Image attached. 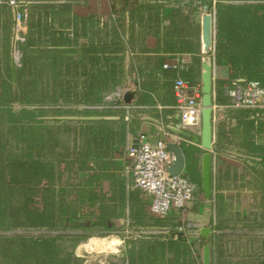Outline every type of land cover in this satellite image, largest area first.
<instances>
[{
    "label": "crops",
    "instance_id": "1",
    "mask_svg": "<svg viewBox=\"0 0 264 264\" xmlns=\"http://www.w3.org/2000/svg\"><path fill=\"white\" fill-rule=\"evenodd\" d=\"M43 1L51 6L47 21L65 24L61 29L62 38L71 36V41L76 39L77 53L85 52V47L90 42L99 50V40L110 32L108 25L115 21L122 28L119 32L121 40H126L127 43L122 70H128V78H122L123 81L116 86L135 90L134 97L128 104L129 118H123L119 123L121 129H117V138L114 140L115 137L112 136L115 130L103 129L97 135L98 130L94 128L95 145H91L90 151L85 145L79 147L82 154L77 159L78 167L86 165L83 171L90 169V165L94 167L89 178L80 183H91L89 187L95 191L93 205H89L88 201L87 204L83 203L93 212L88 211L89 216L94 212L95 214L93 220L85 226L91 236L76 245L72 264H102L103 261L104 264H134L132 255L126 257L127 248L129 250L133 245L138 248L152 240L176 241L180 244L178 248L174 246L172 250L164 251L161 264H203L204 244L210 246V264H264V162L259 157L247 153L231 154V151L225 149V153H222L225 159L217 160L216 150L212 145L211 197L206 199L203 194H197L183 209L172 211L165 219L151 215L149 199L133 185L130 177L123 171L126 145L136 144L139 134H145L151 141L163 137L166 143L177 144L183 152L184 165L188 156L193 154L197 159V167L200 168V157L204 150L199 143H193L195 135L180 126L178 112L174 108L172 87L176 77L188 80L186 77L190 74L195 85H199L202 62L205 61L202 45L200 53L196 55L190 52H169L164 44L168 20L164 18L160 22L150 23L141 11L140 0ZM174 1L169 0L168 4L173 5ZM53 3L59 4V19L53 14ZM6 6L9 7L8 4ZM117 13H125L122 21ZM108 36L111 38L110 33ZM90 37H95L98 42L94 43ZM79 39H84L85 43L79 44ZM71 41H67L65 45L72 49ZM177 57H183L185 62L178 63L175 68H163L164 62H173ZM199 57L202 58L200 62ZM85 70L94 73L99 70V65L86 67ZM82 78L80 83L86 84L88 79L85 76ZM124 112L126 113L125 110ZM100 115L93 118L120 117L109 113ZM80 118L91 119L88 116ZM184 146L195 149L193 153H185ZM98 154L101 157H97ZM116 171H120V174H116ZM234 182L235 185L241 182L242 187L248 190L238 188ZM77 185L79 187L78 183ZM250 199L257 202L256 207H251L250 212L243 211L239 203L249 202ZM102 215L108 223L91 228L89 224L97 222ZM77 216L83 218L87 215L84 211H78ZM180 226L184 230H180ZM205 228H209V231L206 232ZM183 245L189 249L184 257L179 253ZM111 251L115 253L109 255L108 252ZM90 253H94V259L90 260L87 255Z\"/></svg>",
    "mask_w": 264,
    "mask_h": 264
},
{
    "label": "trees",
    "instance_id": "2",
    "mask_svg": "<svg viewBox=\"0 0 264 264\" xmlns=\"http://www.w3.org/2000/svg\"><path fill=\"white\" fill-rule=\"evenodd\" d=\"M200 3V5H207L210 12L213 9L215 10L214 28L216 34L214 39H217V35H219V38L214 43V62L228 66L229 69L228 78L223 82L231 84L232 81L240 78V83L257 81L259 86L264 88V0H200ZM29 37L19 43L18 49L23 51V44L33 48L36 44L34 35ZM164 39L166 40L164 41L165 47L167 46L166 49L169 52H190L195 55L200 53L199 36L197 44L191 41L186 42L180 36L177 37L176 41H171L169 38V40ZM103 44L99 46V50L92 45L85 52H76V55L71 54L66 57L60 54L62 50L59 48L54 51L51 62H48L52 65L50 67L53 73L52 77L57 81L61 78L62 82L60 83L65 85L61 84L62 86L58 90L52 89L56 95L55 97L50 95L45 97L44 93L47 92V88L43 85L40 88H46V91L42 92L43 94H37L34 99L30 98L28 88L23 87L20 83L21 77L25 75V70L27 72L28 68L32 66L28 65L29 57H25L24 51L19 61L21 67L15 69L18 78L12 81L6 79L5 75H0V125L5 124L8 128V135L15 137L14 146L17 148L16 152L11 149L10 154L0 159V264H72L73 250L76 245L91 236V233L87 232L88 228L83 223L78 222L82 216L75 217L74 215L73 218L72 213L74 214V212L70 207L68 208V204L64 203L62 199L55 202L58 213H55L54 210L45 213L37 211L27 201L26 196L16 201L14 196L11 195L14 189L13 181L8 180L7 176L13 174L14 171L19 173L20 170L28 166L29 162L37 164V168L46 169L45 166L49 161L48 165L52 170L54 167L59 168L60 163L64 160L66 162L63 170H67L68 164L77 159L65 158L60 153L59 147L64 148L66 153H74V150L78 148L76 140L79 135L86 139L88 145V147L85 146L86 149L91 150L96 120L63 117L64 114L60 109L54 111L60 117H54L51 120L43 117L39 118L40 115H46V111L42 107L30 109L26 105H42L47 100H50L49 103L55 104L59 102L58 97L61 98L64 104L76 100L86 105L99 104L104 91L106 92L112 85L120 83L119 75L123 73L122 66L124 64V50L119 55L118 61H116L114 55H112L113 57L110 56V54L117 52L115 43L113 41L109 43V50H106L107 45ZM116 45L119 46V42H116ZM44 47L46 46L44 45ZM90 64L92 66L99 65V70L96 73L85 72L87 65L90 66ZM102 65L106 67L104 70L100 68ZM82 76L88 79V82H85L86 84L80 83L83 79ZM43 78L45 79V75ZM71 79H74L75 82H72ZM186 79L190 84H196L192 74L187 75ZM13 83L17 84L16 89H12ZM30 85L28 86L31 88ZM26 89L27 91H25ZM217 100L225 102V98L217 97ZM16 101L22 103L19 109H13L10 105ZM65 110L62 111H67V115L75 113L74 111ZM260 110L264 111V109ZM84 112L86 113L84 116L90 115L89 109L84 110ZM229 113V116L235 118L238 123L239 132L243 135L242 146L246 148V153L257 156L264 162V143H256L253 138L256 134L259 136L264 134V119H258L254 115L255 111L247 108H231ZM59 123L70 126V130L74 134L71 147H68L69 143L64 145L63 141H68V136L57 130L59 128L57 124ZM84 123L88 124L82 125ZM220 139L221 137L218 136L217 140ZM9 142L8 136L0 142L1 155L5 153ZM218 147L216 148L218 149ZM184 152L187 153L185 146ZM196 160L192 154L191 157L188 156L186 161L195 167ZM32 166L29 165L28 167L32 168ZM84 169H86V165L82 164L81 167L74 170V173L77 174ZM51 173L48 174L44 170L42 176L51 177L53 171ZM57 178L61 177L57 175ZM29 180L34 191L37 188L45 191V188L50 189V186L57 182H47L46 186L42 188L35 184V178L31 177ZM192 181L196 185H200L197 181ZM67 183V181L60 183L62 185L61 191L65 190L63 184ZM25 189L32 192L29 186ZM50 190L53 195L54 189ZM79 190H76L78 200L83 203L85 198L79 199V195H85L89 205H93L94 189L87 187L86 191L81 190V188ZM199 190L201 192L200 186ZM107 223L108 221L102 215L97 222H92L89 226L95 228V226H105ZM19 228H25L27 231L33 229L40 232L29 234L15 231ZM81 230L84 232L79 233L78 231ZM63 239L69 240L70 243L66 246L63 245L60 243ZM174 246L178 248L180 244L176 241L152 240L147 244L144 243L141 247L139 245L138 248L133 245L129 250L127 249L126 257L132 255L134 264H161L160 261L164 259V251L166 249L170 251ZM179 250L180 255L184 257L188 254L189 249L183 245ZM176 258H178L177 255Z\"/></svg>",
    "mask_w": 264,
    "mask_h": 264
},
{
    "label": "rangeland",
    "instance_id": "3",
    "mask_svg": "<svg viewBox=\"0 0 264 264\" xmlns=\"http://www.w3.org/2000/svg\"><path fill=\"white\" fill-rule=\"evenodd\" d=\"M8 1L9 0H0V75L3 74L5 75L6 79L15 81L16 78H18L15 69L18 67H21V64L19 61H20V56L22 55L24 51L25 57H29V62L27 61L28 65H32V66L31 68H28L27 72L25 70V75L21 77L20 83L23 85V87L25 86L28 88L29 90L28 93L30 95V98L34 99V97H36L37 94L39 95L43 94L42 92H45L46 90L47 92L44 93L45 97H48L47 95L55 97L56 95L52 91V89L58 90V88L62 86L63 84L60 83L62 82L61 78L59 79V81L53 79L52 77L53 73L50 68L52 65L48 64V62H51L52 55H54V51L57 48L62 50L61 51L62 53L60 54L63 55V57H66L67 55H71V54L76 55L77 40L75 39L71 41L70 39L71 36H64V38H62L63 35H61V29L64 27L65 25L64 23L58 21L52 24V22L47 21L46 18L50 16V10H51L50 3H47L46 1H43V0L42 1L41 0H16L19 3V9H22L23 11H25L27 15L24 20H21L20 28H18V22L15 20L16 9L12 5H10ZM140 1L142 2L141 11L143 12L144 15H146V18L150 23H154L156 21L160 22L164 18L168 20V24H166L165 26L166 29L164 31V38L166 39L169 38L171 39V41H176L177 37L180 36L183 39H185L186 42L191 41L194 44H197L198 36H199V43L201 45L202 15L204 13H215L214 9L210 12L206 5H200L201 4L200 0H175L174 1L175 4L173 5L171 3L168 4L169 0H160L159 2L158 0H140ZM155 2H158V3H155ZM226 2H229V1H226ZM7 4L9 5V7L6 6ZM53 4L55 5V6L52 5L53 7H55V9L52 10L53 14L55 17L59 19V17H61V11H59L60 9L59 4L57 3H53ZM170 8L172 9L167 11V9H170ZM124 15L125 13L118 14L117 16L120 17L119 19L122 21V16ZM118 22L121 23L120 21ZM30 26L32 27L30 28ZM108 26H109L108 30L110 31L109 33L111 34V38H109L108 36L109 33H107L105 36H102V38L99 40L98 46L104 43L103 45H107L106 50H109V47H110L109 43L113 41L115 43V47L117 48V52L110 54V56L114 55L116 57V61H118L119 55H121L123 50L125 52V50L127 49L126 48L127 43H126V40H121L119 36L120 35L119 32L122 31V28L116 25L115 21L110 23ZM103 28L107 29V27L105 26H103ZM215 34H216V30H215L214 36ZM32 35H34L35 43L37 44V46L35 44L32 48L31 46H24L23 44V51L21 49H18L19 43L23 42L25 38L27 37L30 38L29 36H32ZM90 38L94 41V43L98 42V40L95 41V37H90ZM216 38L218 39L219 35H217ZM217 39L213 38V42L215 43ZM92 40H86V41L90 42ZM67 41L68 42L71 41L70 44L72 45L71 46L72 49L66 47L65 44L67 43ZM164 41L166 40L164 39ZM116 42H119L120 45L119 46L116 45ZM83 43H85L84 39H79V44L82 45ZM44 45L46 47H44ZM92 45L93 44L90 42L85 47V49L89 48ZM35 47H38V48L36 49ZM213 47L214 46H212L210 49L204 50L203 56L206 62H209L213 65V73H212L213 96H214L213 103L220 104V106L215 109L214 121H213V127H214L213 145H214V149L216 150V159L218 160V158L225 159L222 154V153H225L224 152L225 149H228L229 151H231L232 152V153L230 152L231 154L239 153L241 155H245L246 148L242 146L243 135L239 132L237 121L235 120V118L229 116L230 115L229 109H231L232 107L228 106L229 98L227 96L226 86L230 84H228L227 82H223V80H226L228 78L229 69H228V66H225L220 63L216 64L214 62ZM33 50H35V52H33ZM16 57H17V60H16ZM201 60L202 58L199 57V62ZM90 66L92 65L90 64ZM90 66L87 65V67H90ZM100 68L101 70H104L106 67L102 65ZM7 69H10V70L6 71ZM40 71L43 73L41 74ZM96 72L97 71H95L94 73ZM44 75H45V79L43 78ZM127 75H128V70L120 74L119 82L123 81L122 78L124 77H126L127 79L128 78ZM240 80L241 79L239 78V79H236L235 81H240ZM71 81L75 82L74 79H71ZM31 82L32 84L30 85ZM116 84L112 85L111 88L109 87L110 89L107 90L106 92L104 91V93L102 94L101 102L96 105H86L83 102L81 103L77 100L69 101L68 103L64 104L62 103L61 98L58 97L57 99L59 102L55 104L49 103L50 100H47L45 104L26 105V107H29L30 109L42 107V109L46 111L45 112L46 115H40L38 117L47 118L49 120H51L54 117H60L56 115L57 113H54L55 109H60L62 114H64L63 117L72 116L74 117V119L84 117V115H86L84 110L89 109L90 115L88 117L93 120H96L94 128L98 130L97 135H100L103 129L106 131H109V129H111L112 131L115 130L112 133V136L113 138L115 137L114 138L115 140L118 136L117 129H121L119 123L121 124V120H124L123 118H125L126 113L124 112V110L126 111V109L122 106L123 102H120L119 100H112V101L105 100V95L112 93L117 87ZM241 84H242L241 88H244V87L246 88L248 85L246 81H244V83H241ZM16 85L17 84L13 83L12 89H16L17 88ZM28 85H30L31 88ZM43 85L47 89L40 88ZM199 85H201V82L199 83ZM230 86H232L231 88H233V87H236L237 84L233 83ZM25 91H27V89ZM217 97L225 98V102H221L218 100L216 101ZM259 103H260L259 106L247 107V109L255 111L254 115L258 117V119L261 120V119H264V111L260 110V109H264V96H263V100L261 101L260 99ZM10 105L12 106L13 109H19L22 103L16 101V102H12ZM65 109L71 112L74 111L75 113H73V115L72 114L70 115V113L69 115H67L66 114L67 111ZM62 110H65L66 112ZM107 113L111 114L112 116H120L121 118L120 117H117L118 119L117 118L112 119L110 117H105L101 119L93 118L94 116H101L100 114H107ZM95 118H98V117H95ZM125 122H128V121H125ZM50 123L52 122L50 121ZM70 124L74 125L75 123H70ZM85 124H88V123H84L82 125H85ZM57 125H59L58 126L59 128L57 130H59L61 134L68 136L67 138L68 141L66 140L63 141L64 145L69 143L68 147H71L74 141L73 139L74 134L72 130H70L69 128L70 126L68 127V125L66 126L60 123ZM7 129L8 128L6 127L5 124L3 126L0 125V142L6 136H8L10 139L9 144L7 145V148L5 149V153L2 155L0 153V159L4 158V156H6L7 154H10L11 149H13L14 152H16L17 150L16 146H14L15 137H13L12 135H8ZM218 136L221 137L219 141L217 140ZM253 138L256 143H264V134H262V136H259L256 134ZM85 140L86 139H84V137H80V135L77 136L76 143H77L78 148L77 150L75 149L74 153L72 154L66 153L64 148L62 149L60 147H59V151L61 154H63L65 158L78 159V157H80V155L82 154L79 147L84 145ZM91 143L93 145L94 142L92 141ZM85 146H88L86 141H85ZM216 147H218V149ZM194 149L195 148H192L190 146L187 148V152L193 153L192 151ZM94 151L98 152V150H94ZM98 156L101 157L100 154H98L97 157ZM65 162L66 161L63 160L60 163L59 168L54 167L52 170L49 167L50 165H48L49 161L47 162L45 166L46 169L37 168L36 167L37 164L35 163L32 164L29 162L28 166L33 165L32 168H29L28 166H26V168L22 167L23 169L20 170L19 173H17V171H14L13 174H10L7 176L8 180L13 181L12 185L14 189H13V192H11V195L14 196V199H16V201L21 200L23 197L26 196L27 201L31 204V206L33 208H36L37 211L41 213H45L46 211L48 212L51 210H54L55 213H58L57 205L55 204V202L59 199H62L64 203L68 204V208L70 207L71 210L74 212V214L72 213L73 218H74V215L76 217V214L78 211L79 212L84 211L85 215L87 216L79 219L78 221L83 223L86 226V224H88L89 221L94 217L93 215L95 214V212L93 215L91 214V216H89L88 211H90L91 213L93 212L89 209V207H87V205L83 204V203L87 204V199H86L87 197L85 195L83 196L79 195V199L85 198V201L81 203L78 200V193L76 190H79L81 188V190L83 189L84 191H86L85 189L89 187L91 183L88 182L87 184L83 185L80 182L86 178H89L90 174H92V171H93L92 169H94V167L93 165H90L88 166L90 169L86 171L82 170L83 171L82 173L76 174L74 173L75 172L74 170L79 165L77 160L69 163L67 170H63ZM187 162L184 165V171L182 173L186 175L189 179H192L200 183V168L198 169L197 164L195 167H193L191 163H187ZM97 165L100 167H104L103 165H100L98 163ZM57 169H59V171H57ZM44 170L47 171L48 174H50L51 171H53V175L51 177H48V176L43 177L42 173ZM117 173L120 174V171H116V174ZM57 175H59L61 178L58 179ZM31 177L35 178L36 179L35 184L36 185L38 184V186L42 188L46 186L45 184L47 182L50 183V181H57L56 183L54 182L55 183L54 185L50 186V189H54L53 195L51 194V190L49 188H45V191H43L41 188L39 189L37 188L34 191V189L32 188V185L30 184L31 182L29 180V178ZM65 181H67L69 184L68 183L63 184L65 187V190L61 191L62 185H60V183H64ZM77 183L79 184V187ZM237 184L235 185V182H234V185L237 186L238 188L244 189L246 191L248 190L242 187L241 182H238ZM28 186H29V189H31L33 193L25 189ZM199 186L200 185L197 186L198 189L195 192V196L197 194L198 195L202 194V191L200 192L199 190ZM256 203L257 202L255 200L252 201L250 199L249 202H245V203L240 202L239 207L243 211L247 210L250 212L251 211L250 208L256 207ZM234 206H237V205L235 204ZM15 231L26 232L29 234L38 233V232H34L36 230L31 229L27 231V229L25 228H19ZM78 232L80 233L84 231L81 230ZM87 232H90V231H87ZM60 243L66 246L70 243V241L67 239H63L60 241ZM114 253L115 252H112V251L108 252L109 255L114 254ZM93 254L94 253L87 254L90 260L91 258L94 259ZM104 262L105 261H103L102 264H104Z\"/></svg>",
    "mask_w": 264,
    "mask_h": 264
},
{
    "label": "built area",
    "instance_id": "4",
    "mask_svg": "<svg viewBox=\"0 0 264 264\" xmlns=\"http://www.w3.org/2000/svg\"><path fill=\"white\" fill-rule=\"evenodd\" d=\"M8 3L16 9L15 20L20 28L21 20L27 16L26 12L17 9L19 3L16 0H9ZM183 62H185L183 57H177L173 62H164L163 68H175L178 63ZM233 83L237 86L231 88L230 85ZM247 83L246 88H241L240 81H232L226 86L228 106L247 108L260 105V99L262 101L264 96V88L260 87L257 81ZM124 90L122 87H117L112 93L105 95V100L123 102ZM172 90L175 97L174 108L178 112L180 126L189 130L193 135L199 136L201 127L200 86L192 85L185 79L176 77ZM122 106L126 109L125 119L128 120V104L123 102ZM219 106L220 104L213 103V121L215 109ZM125 158L126 164L123 171L126 176L130 177L133 185L149 199L148 207L151 215L165 219L172 211L183 209L194 198L197 190L196 183L182 172L178 174L168 172V168L173 164L174 155L168 149L163 137L151 141L145 134H139L136 144L126 145ZM179 229L184 230L182 226ZM34 232L39 233L40 231Z\"/></svg>",
    "mask_w": 264,
    "mask_h": 264
},
{
    "label": "water",
    "instance_id": "5",
    "mask_svg": "<svg viewBox=\"0 0 264 264\" xmlns=\"http://www.w3.org/2000/svg\"><path fill=\"white\" fill-rule=\"evenodd\" d=\"M207 6V5H206ZM214 13H204L201 19V45L203 50L210 49L213 45L214 34ZM213 65L209 62H202L201 85H200V105H201V127L198 137H193V143H199L204 150L200 157V187L203 196L208 199L212 195V145L214 139L213 127ZM135 90L125 89L122 95L124 103H131ZM67 118H74L67 116ZM189 137V135L187 134ZM168 149L174 155L173 164L168 168L170 174H178L183 171L184 156L180 147L175 143H167ZM206 232L209 228H205ZM203 235L204 232H202ZM202 263L210 264V246L204 244L202 247Z\"/></svg>",
    "mask_w": 264,
    "mask_h": 264
}]
</instances>
